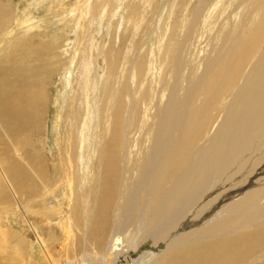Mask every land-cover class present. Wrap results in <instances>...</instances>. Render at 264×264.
<instances>
[{"label":"bare ground","instance_id":"6f19581e","mask_svg":"<svg viewBox=\"0 0 264 264\" xmlns=\"http://www.w3.org/2000/svg\"><path fill=\"white\" fill-rule=\"evenodd\" d=\"M26 2L20 12L14 0H0V260L12 244H26L7 216L13 212L48 264H264V0H255L231 28L230 2L213 9L203 0L192 22L183 14L179 48L177 27L168 20L147 61L132 68L126 96L121 79L100 113L85 105L80 123L87 131L79 144L67 143L63 174L46 163L36 138L45 129L48 85L58 65L50 41L64 37L59 30L48 36L46 18L29 10L48 0ZM75 2L73 24L85 20L83 37L97 16L110 21L116 10L126 25L139 20L133 0ZM89 35L94 43L85 37L80 46L78 38L77 59L90 65L97 50L93 65L101 58L108 73L123 75L127 61L114 66L113 36L98 44ZM99 85L96 76V91ZM37 214L48 221V238Z\"/></svg>","mask_w":264,"mask_h":264},{"label":"rangeland","instance_id":"374dc122","mask_svg":"<svg viewBox=\"0 0 264 264\" xmlns=\"http://www.w3.org/2000/svg\"><path fill=\"white\" fill-rule=\"evenodd\" d=\"M26 1L27 0H14V4L16 3V5L20 9V12H22L24 7L26 6V3H27ZM65 1L67 2V4ZM69 1L70 0H52V1L48 0V2H44V3H37L36 2V3H34L35 7H33V6L29 7V10L33 13L32 16L34 18L39 19V20L46 18V22L44 24H42V26H44V29H42V31L47 30L48 36L49 35L55 36V33H58L60 31L63 34L62 36L64 37L63 39H59V40L54 39L53 41H50V42H52L51 43L52 45L48 44L51 46V48H52L51 51L54 54V55L53 54L50 55L51 61L52 62L54 61V63H55L54 66L57 63L60 66V68L58 65L55 66L56 69L54 67L55 73L53 72L54 74L51 75V80L49 81V83L50 82L51 83L48 85L49 103H48L47 112L45 115L46 119L44 120V128H45L44 132L45 133L43 132L41 137L37 136V138H36V141L37 140L40 141V143L37 142L38 152H40L42 154L44 159L46 158L45 159L46 163H48V162H49V164L51 163L50 165H51L52 170H54V168H55L54 164H55L57 169L59 170V172H61L62 174H63V172H62L63 171V165H66L65 163H66V159H67V157H66L67 156L66 153L68 150L67 143L71 140V138L73 140L76 139L77 143L78 142L80 143V140H82L84 138V135H82V133L84 134L87 131L86 127H84L85 130L83 129L82 122L80 123V120L83 121L84 116H87L85 108L89 107V109L92 111V114H95V112H96V114L100 113L101 112L99 109L100 106H102V104H104V103L108 104V102H110L112 100L114 91L117 90L116 86H117V84H120L121 79L123 82V83L121 82V84L122 85L125 84L124 85L125 87L121 90L122 91L121 93H123V96H126L125 94L128 93L127 87H128V82L130 80V74H131L132 68L135 70V68L137 66L136 64H141V63H144V61L145 62L147 61V56L150 54V52L152 50V46L156 40L158 32L159 31L162 32V30L165 28L166 22L170 19H173V23L177 27V32L175 33V37L173 38V39H175L174 45L177 46V48H179V46L182 42V39H183V34H184V30H183L184 26L182 27V24H181L183 14L186 13L188 16V19H189L188 21L192 22V19H194L196 17V15H198L197 9L204 7V6H202L203 0H177V1L176 0H133L134 1L133 4L136 1V5H139L138 7L135 8L136 10H134V14H135L136 18H139V20L131 23L130 26H129V24L126 25L125 19H124V14L122 12L119 13L118 10H116V14H118V15H116L110 21H107L108 19H105L106 18L105 17L104 18L105 20L100 22L101 21L100 18L102 15L100 17L97 16L99 18L96 17V19H94L96 22L94 21L93 24H91V27L88 26L86 28V34H85L86 36L85 37H87V40H89L90 42H93V40L90 39L88 36H90L89 33H92V34L94 33L97 43L100 44V43H102L101 40L103 41V39H105V38L109 39V37L111 35L113 36L112 38H114V57L116 60V63L114 64V66H116V68L117 67L120 68L122 66V64H121L122 60L127 61V62H125V65H124V71L122 73L123 75H120L119 76L120 79H119L116 77L117 73L115 72V69H114V71L111 70V72L108 73L107 66L104 64L103 59L99 58L98 62L96 63L97 65H93L94 64L93 58L95 60V56L97 55V50H95L94 56L90 60V62H91L90 65H88V61L84 62L83 60H81V58L77 59L79 57V53H80V55H82L81 52L80 51L78 52L77 51L78 49H76V47H75L80 42V41H78V38L81 39V42H82V43L80 42L82 44V45L80 44V46H83L84 42H86L85 37L80 35L81 34L80 31L82 28L81 25L83 24V22L85 20L82 19V17H80V15H81L80 14L79 15L80 20H77V22H76L78 27L74 26L73 22L76 19H75L74 13H72V12H74L73 9L76 7V2H75L76 0H72L70 2ZM106 1H108L109 5H110L111 0H100V2L103 4ZM174 1H176V3H175L176 7L174 9V14H173V13H171V11H172L171 9H172V3ZM207 1L209 2L208 7H210V5H211V7H213V9H214V6L216 4H218V3L222 4V0H207ZM228 1L230 2V5L227 9L229 11H228V14L225 13V15H227L226 21L228 22L229 28H231L232 24H233L232 22H234L235 19L238 20L239 24H241L243 22V19H245V16L248 13V11L250 10V7L252 8L254 6L255 0H244V1L243 0H228ZM234 1H236V2H234ZM237 2H242L243 5H241V7H237L234 9V5L237 4ZM249 2H251V3H249ZM190 3H191L190 8L187 10V4H190ZM232 3H233V5H232ZM245 5H247V6H245ZM109 8H110V6H109ZM207 8H205L204 11ZM55 9L56 10L58 9V11L61 13L59 14V12H58L59 15L53 14V10H55ZM67 10L69 11L68 14H67V12H68ZM125 12H126V10H125ZM208 12H209V15H208V19H209L210 15L212 14L213 11L210 10ZM241 14H242V16L240 18ZM205 15H204V17H205ZM202 17L203 16H201V18ZM231 17H232V19H231ZM62 18L67 19V20L69 19V21L70 20L71 21L68 23L67 20L66 21L62 20ZM119 21L122 24H120ZM67 23H68V27L66 25ZM118 23H119V25H118ZM107 25H111L110 28H108ZM186 25L188 26V24H186ZM228 25H227V27H228ZM180 27H182V28H180ZM65 28L67 29V32H66ZM96 28H97V30H96ZM64 34H65V36H64ZM197 36L194 35L193 39H195ZM57 41H58V43H57ZM75 41L78 43H76ZM55 43H57V44H55ZM64 44H65V46H64ZM186 48H187V55L189 57H192L193 51H194L193 45L188 44L186 42ZM80 50L82 51V49H80ZM77 52H78V54H77ZM54 56H56L57 59ZM118 57H120V58H118ZM55 61H58L60 63L55 62ZM84 64L87 65L86 68L88 67V70L86 68H84ZM57 67H58V69H57ZM85 76L86 77L88 76V77L86 78ZM89 76L92 78L91 85H90V77ZM96 76L98 77V80L100 83L97 91H96ZM52 78H53V81H52ZM85 79L87 81H84ZM83 81L85 82V85L83 84L84 83ZM87 82H88V84H87ZM106 83H107V85H106ZM113 86H114V88H113ZM85 89H87L88 91ZM91 89H92V91H91ZM111 89H113V91ZM83 90H85L86 92H84ZM93 90H95V91H93ZM101 90H102V92H101ZM103 91H104V93H103ZM85 93H87V95ZM94 94L96 96H94ZM103 94H104V96H103ZM109 95H110V97H109ZM102 96H103V98H102ZM120 96H122V94ZM104 97H106V99ZM125 98H123V99H125ZM85 105H87V107H85ZM103 106L105 107V104ZM80 111H82V114H84V115L80 116V114H79ZM60 116H61V118H60ZM80 117H83V118H80ZM94 123H95V120L92 121L90 130L93 129ZM37 134L38 133L35 134V137ZM35 137L34 138L32 137L33 138V140H32L33 145L35 142ZM75 146H77V144H75ZM75 146L72 147L73 150H75L77 148ZM62 159H63V164H60L62 162ZM53 175L54 174L52 173V176ZM46 184L48 185L47 182H46ZM42 186H43V184L38 186V189L40 191H43V189H44V187H42ZM63 191L66 192V190H63ZM39 194H42V193H39ZM65 194L61 193L60 196H64ZM62 199H64V198H60V200H62ZM53 200L55 202H57L56 199H53ZM37 204L41 205L40 203H37ZM47 205H48V202H47ZM42 207L43 206H41L40 209H42ZM2 209H3V206L1 207L0 210L2 211ZM9 215H12V217H10ZM41 215L44 216L45 218H48L47 215H44V214H41ZM7 216L10 219L11 224L13 223L12 224L13 230H15L16 232H19L21 236H22V234L24 235V233H25L26 244L23 243L22 241L18 242V245L11 243L13 245V246L11 245L12 253L6 254L5 255L6 257L2 258L0 260V264H4V263L5 264H35V263L36 264H40V263L46 264L47 262L45 260V257L42 256L43 254L41 252V247L39 246V244H40L39 241L37 240V238H35V236L33 235V233L29 229L24 231L22 218L19 216L15 217L13 215V212L7 214ZM33 217H36L37 219L39 218L37 220L38 226L40 227L44 236H46V238H48V224H47L48 221L46 223L43 219H41V216L39 214H37ZM2 218L4 219V217H2ZM16 249L24 252L23 256L26 257V259H28L29 261L26 262L23 259L20 261L19 258L15 257V256H18V254H19L16 251Z\"/></svg>","mask_w":264,"mask_h":264}]
</instances>
